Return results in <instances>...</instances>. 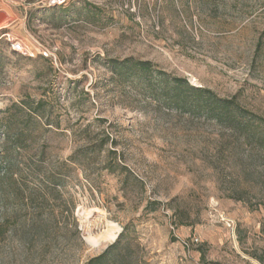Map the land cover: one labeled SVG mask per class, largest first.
I'll use <instances>...</instances> for the list:
<instances>
[{
  "label": "rangeland",
  "instance_id": "1",
  "mask_svg": "<svg viewBox=\"0 0 264 264\" xmlns=\"http://www.w3.org/2000/svg\"><path fill=\"white\" fill-rule=\"evenodd\" d=\"M125 58L264 118V0H0V264H85L129 222L149 264H264V145L115 83Z\"/></svg>",
  "mask_w": 264,
  "mask_h": 264
},
{
  "label": "trees",
  "instance_id": "2",
  "mask_svg": "<svg viewBox=\"0 0 264 264\" xmlns=\"http://www.w3.org/2000/svg\"><path fill=\"white\" fill-rule=\"evenodd\" d=\"M64 9V6H51ZM110 72V79L115 83L122 84L128 81L147 90L151 97L160 98L163 103L175 105L186 110H195L215 119H225L229 125L242 130L245 139L255 145H264V118L244 109L235 98L225 99L217 97L210 89L196 87L188 83L184 78L171 77L158 70L150 61L134 60L125 58L123 60L110 59L106 63ZM86 132V130H82ZM91 153L100 156L103 152V143H94ZM90 145H83L73 151L68 157V163L82 165L89 160ZM114 150L107 151L104 155L105 168L114 172L111 160L116 165V157H112ZM62 165H67L66 160ZM157 201H148L145 211H155ZM141 246L137 240V234L133 223L129 222L122 227L115 241L99 255L90 258L85 264H149L143 256L139 255ZM219 264V263H215Z\"/></svg>",
  "mask_w": 264,
  "mask_h": 264
},
{
  "label": "bare ground",
  "instance_id": "3",
  "mask_svg": "<svg viewBox=\"0 0 264 264\" xmlns=\"http://www.w3.org/2000/svg\"><path fill=\"white\" fill-rule=\"evenodd\" d=\"M119 232V227L115 225H111L104 234L98 236L93 241L95 247H99L102 243L107 242L109 240H115L116 236Z\"/></svg>",
  "mask_w": 264,
  "mask_h": 264
},
{
  "label": "water",
  "instance_id": "4",
  "mask_svg": "<svg viewBox=\"0 0 264 264\" xmlns=\"http://www.w3.org/2000/svg\"><path fill=\"white\" fill-rule=\"evenodd\" d=\"M118 234H119V232H118ZM118 234H117V236H118ZM117 236H116V238H117Z\"/></svg>",
  "mask_w": 264,
  "mask_h": 264
},
{
  "label": "built area",
  "instance_id": "5",
  "mask_svg": "<svg viewBox=\"0 0 264 264\" xmlns=\"http://www.w3.org/2000/svg\"><path fill=\"white\" fill-rule=\"evenodd\" d=\"M18 47V46H17ZM187 246V244H185Z\"/></svg>",
  "mask_w": 264,
  "mask_h": 264
}]
</instances>
